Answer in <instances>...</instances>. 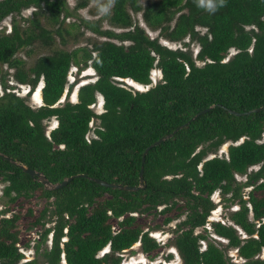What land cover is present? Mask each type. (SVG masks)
Masks as SVG:
<instances>
[{
    "label": "trees",
    "instance_id": "obj_1",
    "mask_svg": "<svg viewBox=\"0 0 264 264\" xmlns=\"http://www.w3.org/2000/svg\"><path fill=\"white\" fill-rule=\"evenodd\" d=\"M82 5L80 1L76 6ZM27 7L34 10L29 17H20L26 25L12 18L9 31L0 32V85L5 88L1 67L6 64L14 68L15 80L30 90L42 81L41 104L31 107L12 92L0 95V181L8 203L38 191L51 206L53 224L40 233L45 239L51 232L50 246L41 252L44 262L59 264L63 258L65 264H120V253L135 242L149 254L158 243L143 230L137 215L173 211L182 217L175 223L172 240L182 264H264V0H225L214 12L199 7L197 0L143 4L115 0L108 21L125 30L101 29L97 21L81 18L70 26H85L126 43L102 40L90 47L54 48L24 70L16 52L33 41L48 46L54 35L62 38L66 15L64 0H0V21ZM129 11L140 12L144 24L161 38L196 43V53L192 56L162 45L157 36L150 38ZM40 18L49 27L41 25ZM73 65L77 69L88 65L95 79L78 86L75 102L56 104L65 85L67 94L72 89L66 76ZM154 67L160 81L146 90L132 92L117 83L126 79L146 85ZM97 95L102 98L100 113L90 107ZM211 104L148 149L142 164L143 188L125 191L86 178L137 185L144 147ZM257 107L262 108L243 115L229 112ZM52 117L56 125L45 134L44 121ZM91 119L96 123L94 137L87 140ZM225 142H230L226 156L206 158ZM7 158L41 173L52 184L83 176L45 189ZM254 165L258 167L248 171ZM235 174L246 179L238 182ZM242 187H249L246 198L240 194ZM216 190L227 206L237 207L228 211V222L211 221V232L225 240L226 249L235 250L237 260L208 234L195 232L207 222L214 206L209 197ZM6 211L0 210V264H36L20 262L19 214L2 216ZM45 211L42 208L33 217L31 226H43ZM171 219L165 216L163 222ZM200 241L205 242L203 248ZM104 247L107 250L98 255Z\"/></svg>",
    "mask_w": 264,
    "mask_h": 264
},
{
    "label": "rangeland",
    "instance_id": "obj_2",
    "mask_svg": "<svg viewBox=\"0 0 264 264\" xmlns=\"http://www.w3.org/2000/svg\"><path fill=\"white\" fill-rule=\"evenodd\" d=\"M83 1L84 5L76 6L78 2ZM145 0H141L143 4ZM110 0H64V8L66 13L65 16L62 15L63 20L61 23L60 33L62 38L57 35H54V40L52 44L46 46L40 43V41H33L30 45L19 49L15 56L18 59L23 61L24 70L29 67L34 59L40 55L47 54L51 49L54 48H62V49H72L78 46H86L90 47L93 42H100L102 40H110L116 43H126L125 41H119L115 38L106 37L105 35H98L92 31H90L85 26H70L72 23H78L79 19H84L89 22L97 21L99 27L101 29H109L113 32H120L125 30L126 28H120L116 26H112L108 21V14L110 11ZM34 10V7H27L21 9L19 13L10 14L4 17L0 21V32H7L10 29L11 19L14 18L16 20H20L21 24H25L26 22L22 20V18L29 17ZM62 13V14H63ZM131 15V19L135 24L141 27L147 36L150 38L156 37L158 31L152 30L148 28L141 17L140 12L132 13L129 11ZM22 17V18H20ZM40 24L44 27H49V25L40 18ZM67 30V32L64 31ZM158 41L171 49H181L182 51L189 52L192 56L196 53L198 46L194 42H189L188 45H184L183 41H187L184 39L182 41L171 42L164 38L157 36ZM232 50L227 53L226 58L230 55ZM199 64V62H196ZM1 72L5 73L4 82L5 88L2 89L0 85V95L3 92H12L20 97H22L25 102L31 107H37L41 104L40 97V88L42 86V81L39 80L33 90L29 89V85L19 83L13 77L14 68L8 67L6 64H3L1 67ZM160 71L157 67H154L149 74L150 82L146 85H141L132 80L120 79L117 80V83L130 89V91H143L147 88L154 86L156 83L160 81ZM95 79V74L92 68L88 65L82 69H77L76 66H70L66 81L67 83H72V89L67 94L66 85L63 90L62 95L56 102V104H61L65 100L70 102L76 101V90L78 86L91 82ZM91 109L95 113H100L102 111V98L100 95H97L96 101L90 106ZM56 121L52 118L44 121V133L47 134L51 127L55 126ZM95 119H91L89 122V131L86 134V137L92 138L93 127L95 126ZM230 142L222 143L216 150L210 152L206 155V158L212 156H226V148ZM258 166L254 165L248 168L249 170H255ZM235 179L238 182H243L246 179L245 175H234ZM4 183L0 181V210L7 209L4 215L2 216H10L11 213H18L19 218L16 223L17 229V246L19 251L22 254V258L20 262H28L34 260L36 264H46L41 256V252L44 248H48L50 246L51 241V232L47 234L45 239H41L40 233L42 232L44 227H51L53 224L54 216L52 215L51 206L48 205V202L39 195L38 191L34 192L30 197H18L14 202L8 203L6 202V198L2 195V188ZM249 187H242L240 189V194L243 198H246V192ZM228 195H225L227 197ZM210 200L213 203V209L210 210L209 216L207 217V222L205 225L195 229V232L206 233L208 234L209 240H214V242L224 250L225 254L232 260H237L235 250H230L225 248V240L214 235L211 232L210 223L211 221H220V222H228L227 221V213L231 209H235L237 205L233 204L230 206L229 202L226 201L219 193V191H213L210 195ZM46 209L43 216V226L35 225L31 226L33 217L38 215L41 209ZM159 207H157L158 210ZM30 210L31 213L28 214L27 210ZM174 212H170L169 214H161L157 211L151 212L147 215H137L138 222L143 226V230L148 231V235L152 237L157 243L158 248L149 254H146L141 251L139 242H135L131 247L125 249L120 253L121 260L120 264H182L180 256L173 245V238L175 235L174 226L175 223L180 220L182 217L174 216ZM1 216V215H0ZM171 216L172 219L168 223L163 222V217ZM115 228V225H114ZM205 242L200 241V248H203ZM107 247H104L98 255L102 252L106 251ZM169 255L168 259L166 256ZM261 255L264 256V250L261 252ZM59 264H65L64 260L61 258Z\"/></svg>",
    "mask_w": 264,
    "mask_h": 264
},
{
    "label": "water",
    "instance_id": "obj_3",
    "mask_svg": "<svg viewBox=\"0 0 264 264\" xmlns=\"http://www.w3.org/2000/svg\"><path fill=\"white\" fill-rule=\"evenodd\" d=\"M212 106L213 105L211 104L208 107L201 109L198 113H195L194 115H192L187 121H185L184 123H182V124L178 125L177 127H175L170 133H166V134L160 136L158 139L154 140L153 142L148 144L146 147H144V149H143V151H142V153L140 155V165H139V170H138V184L137 185H123V184H120V183H109V182H106V181L101 180L99 178L89 177V176H86V178L91 180V181H93L94 183H96V184H98L100 186L110 187V188H117V189L125 190V191H135V190L143 188L144 187V183H143V179H142V164H143L144 157H145V154L148 151V149L153 147V146H156L160 142H162L165 139L169 138L179 128H182L183 126L188 124L198 114H201V113H204V112L208 111ZM261 108L262 107H257V108H253V109H251L249 111H245V112H236V111H233V110H229V112L234 114V115H243V114L249 113L251 111H258ZM7 159L9 161H11L12 163H14V164L18 165L19 167H21L22 171L27 173L31 178L36 177L39 180V182L42 184L43 188H45V189H52L53 190V189L60 188L61 186L65 185L71 178L76 177V176L77 177L83 176V174L71 175V176H68V177L62 179L61 181H59L57 183L52 184L41 173H39V172H37V171H35L33 169L24 167L21 164L12 161L10 158H7Z\"/></svg>",
    "mask_w": 264,
    "mask_h": 264
},
{
    "label": "clouds",
    "instance_id": "obj_4",
    "mask_svg": "<svg viewBox=\"0 0 264 264\" xmlns=\"http://www.w3.org/2000/svg\"><path fill=\"white\" fill-rule=\"evenodd\" d=\"M115 0H110V3H114ZM198 6L207 9L210 12L217 10V7H222L225 4V0H197Z\"/></svg>",
    "mask_w": 264,
    "mask_h": 264
},
{
    "label": "built area",
    "instance_id": "obj_5",
    "mask_svg": "<svg viewBox=\"0 0 264 264\" xmlns=\"http://www.w3.org/2000/svg\"><path fill=\"white\" fill-rule=\"evenodd\" d=\"M87 134V133H86ZM85 138L88 140V138L86 137V135H85ZM63 259V258H62Z\"/></svg>",
    "mask_w": 264,
    "mask_h": 264
},
{
    "label": "flooded vegetation",
    "instance_id": "obj_6",
    "mask_svg": "<svg viewBox=\"0 0 264 264\" xmlns=\"http://www.w3.org/2000/svg\"><path fill=\"white\" fill-rule=\"evenodd\" d=\"M56 125V124H55ZM54 127V126H53ZM52 128V127H51ZM50 130V129H49Z\"/></svg>",
    "mask_w": 264,
    "mask_h": 264
}]
</instances>
